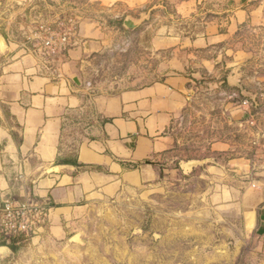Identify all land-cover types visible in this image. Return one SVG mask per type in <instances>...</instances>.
<instances>
[{
    "label": "rangeland",
    "instance_id": "obj_1",
    "mask_svg": "<svg viewBox=\"0 0 264 264\" xmlns=\"http://www.w3.org/2000/svg\"><path fill=\"white\" fill-rule=\"evenodd\" d=\"M59 20L79 35L85 21L102 30L80 69L93 95L178 74L190 79L188 102L166 131L170 151L100 186L59 232L52 210L44 230L1 249L0 264H264L246 199L264 181V0H0V32L35 64L25 47ZM212 22L220 41L191 46ZM167 38L176 45L154 46ZM70 52L50 60L60 77ZM85 124L70 122L71 135Z\"/></svg>",
    "mask_w": 264,
    "mask_h": 264
},
{
    "label": "crops",
    "instance_id": "obj_2",
    "mask_svg": "<svg viewBox=\"0 0 264 264\" xmlns=\"http://www.w3.org/2000/svg\"><path fill=\"white\" fill-rule=\"evenodd\" d=\"M0 34L6 45L0 51V207L5 196L19 192L16 177L22 173L36 195L51 196L52 228L59 232L82 214L100 186L170 151L173 140L166 131L188 102L190 79L172 74L115 96H95L82 82L80 69L85 58L102 49L98 25L82 23L60 78L40 73L31 57ZM221 36L218 24L209 25L190 45L206 50ZM176 43L173 38L153 40L154 46ZM74 119L86 124L71 135ZM258 183L259 190L246 198L247 210L254 231L264 234V211L259 212L264 181Z\"/></svg>",
    "mask_w": 264,
    "mask_h": 264
},
{
    "label": "built area",
    "instance_id": "obj_3",
    "mask_svg": "<svg viewBox=\"0 0 264 264\" xmlns=\"http://www.w3.org/2000/svg\"><path fill=\"white\" fill-rule=\"evenodd\" d=\"M54 25L42 28L36 35L37 45L33 48L25 47L26 54L35 59L39 72L49 78L60 77L58 69L51 67L53 55L61 57L65 63L79 38L75 22L69 21L67 26H62L59 20ZM16 178L23 193L5 196L0 207V237L6 244L40 233L50 223L54 209L51 196L36 195L31 188V180L26 179L22 173Z\"/></svg>",
    "mask_w": 264,
    "mask_h": 264
},
{
    "label": "water",
    "instance_id": "obj_4",
    "mask_svg": "<svg viewBox=\"0 0 264 264\" xmlns=\"http://www.w3.org/2000/svg\"><path fill=\"white\" fill-rule=\"evenodd\" d=\"M131 27H132V25H131ZM5 48H6L5 38L0 34V51L1 52L4 51Z\"/></svg>",
    "mask_w": 264,
    "mask_h": 264
},
{
    "label": "trees",
    "instance_id": "obj_5",
    "mask_svg": "<svg viewBox=\"0 0 264 264\" xmlns=\"http://www.w3.org/2000/svg\"><path fill=\"white\" fill-rule=\"evenodd\" d=\"M2 246H7L5 241L0 242V247H2ZM8 247H10V249L13 250L14 252L17 250L15 244H13V246H8Z\"/></svg>",
    "mask_w": 264,
    "mask_h": 264
}]
</instances>
